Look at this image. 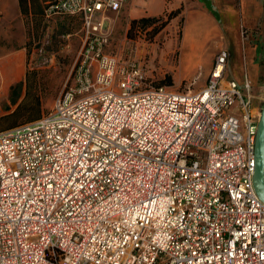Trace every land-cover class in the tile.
Segmentation results:
<instances>
[{
  "label": "built area",
  "instance_id": "1",
  "mask_svg": "<svg viewBox=\"0 0 264 264\" xmlns=\"http://www.w3.org/2000/svg\"><path fill=\"white\" fill-rule=\"evenodd\" d=\"M124 2L44 7L79 16L83 44L52 107L0 132V264H264L250 82L222 49L197 91L146 84L104 51Z\"/></svg>",
  "mask_w": 264,
  "mask_h": 264
},
{
  "label": "rangeland",
  "instance_id": "2",
  "mask_svg": "<svg viewBox=\"0 0 264 264\" xmlns=\"http://www.w3.org/2000/svg\"><path fill=\"white\" fill-rule=\"evenodd\" d=\"M142 2L149 5L153 11L161 10L163 5L162 0H143ZM189 7L190 5H185L186 13ZM217 7L218 9L223 8L228 11L227 15H222L221 19L219 13L216 12L217 17L214 19L216 26L223 31L222 36H230V42L227 45L223 44L221 47L226 49L228 58H230V51L232 50L233 53V47L239 44L240 56L243 58V55H245L244 51L247 47H253L255 43H258L261 33L264 34V29L259 25L247 27L241 21V18L236 23L233 15H230V11L240 10L239 0H217ZM16 12L15 0H0V13L9 17ZM181 15L170 20L157 34L151 35L148 30L130 29V21L132 19L123 17L120 12H111L109 18L104 22L103 30L107 33V42L104 46V51L117 55L121 62L130 57L144 61L146 84L156 85L155 83L166 73L171 74L174 80L173 77L176 76L177 78V74L180 72L178 65L180 50L178 47L182 41L185 26V18L183 23L179 22ZM182 16L184 17V15ZM186 18L189 21L191 20L189 12L186 14ZM66 23L63 19L43 20L41 34L35 40H32L30 44L27 68L40 71L46 82L47 90L42 99L45 111L52 107L55 98L60 94L64 85H69L72 82L76 59L83 44V33L81 32L80 26L76 25L69 32H63L62 26H66ZM12 27L14 30L13 39L16 41L18 39V35L16 34H21L22 31L18 32L16 24H13ZM19 39H21L19 40L21 42L22 37ZM3 41H6V38L0 35V51L4 49L2 46ZM188 43L190 46L189 37ZM190 52H192L191 48ZM235 53L237 54L235 57L239 56L236 51ZM232 55L234 57V53ZM181 60L185 61L183 55ZM226 72L227 74L229 72L228 60ZM233 72L238 79V76L241 74L240 69L236 68ZM202 74L203 70L195 71L194 78L181 80L177 84V81L174 80L175 84L173 83L171 87L180 91H186L188 89L196 91L199 89L200 84H202L201 87L205 85L206 79L203 80ZM246 79L247 77L245 76L244 80ZM259 79L262 81L264 75H261ZM238 84L243 91L242 81H238ZM17 85L22 86V89L18 90L21 95L24 85L22 82L17 83ZM6 91H9L7 87L0 86V93ZM262 95H264V89L261 91L260 98ZM260 98L255 100V105L258 108H261L262 101H264V99L261 100Z\"/></svg>",
  "mask_w": 264,
  "mask_h": 264
},
{
  "label": "crops",
  "instance_id": "3",
  "mask_svg": "<svg viewBox=\"0 0 264 264\" xmlns=\"http://www.w3.org/2000/svg\"><path fill=\"white\" fill-rule=\"evenodd\" d=\"M142 1L143 0H125L119 12L125 18L137 19L147 16H159L166 11L180 6L183 8L181 14L184 15L185 26L183 38L178 47L180 50L178 57L180 72L177 74V78L176 76L173 78L177 81V84L181 80L194 78L195 71L203 70L202 76L203 80H205L213 65L215 56L223 49L221 46L223 44L227 45V43L230 42V36H222L223 31L221 28L219 29L214 22V19L217 17L215 15L216 12L219 13L221 19L222 15H227L228 11L223 8L218 9L217 0H204L206 2L203 0H162L163 5L159 11H153L149 5L144 4ZM239 1L240 10L230 11V15H233L236 23L241 18V21L244 22L247 27L259 25L264 29V0ZM208 4L211 6L212 10L208 8ZM185 5H190L187 10L191 16L190 21L186 18L188 12L186 13L185 11ZM15 8L17 12L12 16L7 17L0 13V35L6 38V41L2 42L4 49L0 51V86H5L9 89V91L0 93V116L10 112L14 108L9 102L10 88L20 82L24 84V77L28 66L27 48L25 45L26 30L17 0H15ZM13 24H16L18 32L22 31L21 34H16L18 35L16 41L13 39V27L11 28ZM192 24L193 26L191 27ZM196 24H201L203 27L202 30H198L199 39L197 40L196 50L190 52L191 44L189 46L188 37L190 40V33ZM189 28L190 30H188ZM20 37H22L21 42H19V40H21L19 39ZM233 49L234 57L231 50V56L228 58L229 72L227 76L234 79L237 83L238 81H242V84L246 76V80L250 82V94L255 103V100L260 98L262 89H264V79H262V81L259 79L261 75H264V34L261 33L258 43H255L253 47H247L244 51L245 55H243V58L240 56L239 44L233 47ZM235 51L239 56L235 57V55H237ZM182 55L185 61L181 60ZM236 68L241 71L238 79L233 74ZM201 86L202 84H200L198 88L200 89ZM260 99H264V95H262ZM6 106L9 107L8 110L5 108Z\"/></svg>",
  "mask_w": 264,
  "mask_h": 264
},
{
  "label": "trees",
  "instance_id": "4",
  "mask_svg": "<svg viewBox=\"0 0 264 264\" xmlns=\"http://www.w3.org/2000/svg\"><path fill=\"white\" fill-rule=\"evenodd\" d=\"M20 12L23 16V21L26 27V48L27 57L30 53V44L32 40H35L38 35L41 34V27L43 23V10L47 2L51 0H17ZM208 8L212 10L208 4ZM182 7H177L166 11L159 16H147L132 19L130 21V29H140L142 31L148 30L151 35L157 34L170 20L177 18L181 15ZM215 13V12H214ZM216 15V13H215ZM67 22L66 26H62L63 32H69L76 25L80 26L79 16L66 15L60 19ZM184 17L181 15L179 22L183 23ZM156 85L172 86V75L166 73L161 79H159ZM24 89L23 94L20 95L19 89H22L21 85H13L10 88L9 102L14 108L0 116V132L15 127L20 124L35 121L45 113L42 99L46 94L47 85L44 81L43 75L36 69L26 70L24 77ZM21 99L19 100V98ZM7 110L8 106L5 107Z\"/></svg>",
  "mask_w": 264,
  "mask_h": 264
},
{
  "label": "water",
  "instance_id": "5",
  "mask_svg": "<svg viewBox=\"0 0 264 264\" xmlns=\"http://www.w3.org/2000/svg\"><path fill=\"white\" fill-rule=\"evenodd\" d=\"M255 168L253 185L258 197L264 201V101H262L260 117L255 137Z\"/></svg>",
  "mask_w": 264,
  "mask_h": 264
},
{
  "label": "bare ground",
  "instance_id": "6",
  "mask_svg": "<svg viewBox=\"0 0 264 264\" xmlns=\"http://www.w3.org/2000/svg\"><path fill=\"white\" fill-rule=\"evenodd\" d=\"M203 25L201 24H196L193 27V30L190 33V44H191V50L195 51L196 50V46H197V40L199 39V33L198 30L201 29L202 30Z\"/></svg>",
  "mask_w": 264,
  "mask_h": 264
}]
</instances>
